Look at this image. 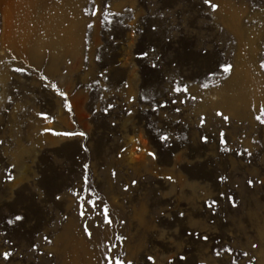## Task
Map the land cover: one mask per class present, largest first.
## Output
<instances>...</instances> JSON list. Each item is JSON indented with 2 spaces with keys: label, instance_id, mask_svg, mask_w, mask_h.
Returning a JSON list of instances; mask_svg holds the SVG:
<instances>
[{
  "label": "rangeland",
  "instance_id": "obj_1",
  "mask_svg": "<svg viewBox=\"0 0 264 264\" xmlns=\"http://www.w3.org/2000/svg\"><path fill=\"white\" fill-rule=\"evenodd\" d=\"M212 2L0 0V252L12 253L0 264H264V0ZM178 81L188 92L169 91ZM73 193L102 201L111 223L81 217ZM16 213L23 224L7 225Z\"/></svg>",
  "mask_w": 264,
  "mask_h": 264
},
{
  "label": "snow or ice",
  "instance_id": "obj_2",
  "mask_svg": "<svg viewBox=\"0 0 264 264\" xmlns=\"http://www.w3.org/2000/svg\"><path fill=\"white\" fill-rule=\"evenodd\" d=\"M203 5L206 6L207 8H209V9H211V11L213 13L216 12V10L220 7V5L218 3H213L212 0H203ZM109 7H110V5H108L107 3H104L103 4V8L104 9H107ZM129 11H132V9H129ZM97 14H101V15L103 14L100 5H97L95 7V10L92 13V15H97ZM89 26H91V25H89ZM153 31H156L155 25L153 26ZM150 51L156 52V48L153 47V48L150 49ZM139 55L142 58L143 57H147L148 56V52L141 51L139 53ZM163 56H164V52L162 50L161 53H160V55H158L156 57L157 63H159L160 61H162ZM210 56H211V54L208 52V49L205 48L204 49V55L203 56H201L199 54V52H198L194 56L193 59H194V61L195 60H208L210 58ZM97 59H99V57H97ZM69 63H71V61H69ZM157 63L151 64V66H150L151 69H156L157 68ZM219 67H220V69L224 73H229L231 71V67L232 66L230 64H223V63H221L219 65ZM260 67L261 68H264V61L261 62ZM14 71L23 73V72L26 71V69L23 68V67H20V68H16ZM100 75L102 77H104L105 79H107V76H106V73L105 72H101ZM188 79H190V77ZM181 84H182V81H178L176 84H174L173 86H171L169 88V91L170 92H173V93H186V92H188L189 89H188L187 85L184 84L183 86H181ZM51 87H52L53 90H57V85L55 83H52L51 84ZM125 87H128L127 83H125ZM203 87L207 88L208 85H203ZM57 94L59 96L65 98V106H67V103H68L67 102V99H66L67 98V93H65V92H59L58 91ZM140 98L141 99H147L144 96H141ZM132 99H135V98L134 97H129V101H131ZM176 102L177 101H175V100L172 101V103H176ZM156 104H157L158 107H163V106H165L166 102H165V104H161L159 101H157ZM113 107H115V105L108 104L107 107L104 109V111L107 113ZM126 111H127V114L128 115H132L131 108L127 109ZM153 111H155V109H153ZM177 111H179V109H177ZM37 115L40 116L41 118H47V113H44V112H38ZM216 115L217 116H220L221 113L219 111H217L216 112ZM224 119L227 120L228 117L227 116H224ZM254 119L257 120L260 124L264 125V109H261L260 114L259 115H256L254 117ZM113 123H115V121H113ZM203 123H204V120L202 119L201 120V124H203ZM45 131H51V129H45ZM52 134L53 135H56V136H80V137H84V136L87 135V133H85V132H79V133H76V132H63V133L53 132ZM168 139H169V137H167L166 135H161L159 137V140H161V141H166ZM202 139H206V137H202ZM223 142L224 141L222 140L221 143H223ZM0 143H2V142H0ZM139 150L140 149L137 148V151H139ZM120 151L121 152H124V151H126V149H123L122 148ZM245 151L247 152L248 150L245 149ZM248 154L251 155L250 152ZM147 155L150 156V157H152L153 159H157V153H155V152H148ZM15 167L16 166L14 164H11V165H8L5 168L4 178H5V180L7 182H11V181H13L15 179V177L12 174V171H11V169H14ZM82 167L86 170V169L89 168V165L88 164H83ZM116 175H117L116 171L113 170L112 171V176L115 178ZM167 179L168 180H172L173 178L171 176H169V177H167ZM218 179L224 180L225 177H219ZM138 183H139L138 180L131 179L129 183L124 184V191H128L130 185L131 186H136V185H138ZM255 183H262V181L257 180V181H255ZM253 184H254V181L252 179L247 180V185L250 188L253 186ZM48 194H49L48 189H44V191L40 193V199H43ZM50 194L53 197V199L56 200V201H59L61 199L60 195L58 194V190H52ZM73 195L78 197V199H77V207L80 209L79 215L81 217L86 216V212L84 211V209L87 208L88 210H95V211H97L99 213V215H101L103 217L105 224L111 223V219H110L108 207L106 205H103V202L102 201L100 202L101 206L99 208H96L97 201L92 200L91 198L85 199V197L84 196H80L79 193H73ZM91 195L92 194L89 193V196H91ZM221 195L223 196L224 194L221 193ZM225 198L231 203V206L233 208H235V207L238 206L236 204L235 198L233 196L228 195ZM204 203H205L206 207H208V208H212V207H214V206L217 205V201L215 199H213L210 203L208 201H205ZM161 215H163V213H161ZM178 215L181 216V217H183L185 214H184V212H179ZM25 219H26V217H25L24 214H22V213H16V214H13L10 218L6 219L5 223L7 225H9V226H11L13 224H15L16 226H20V225L23 224V222L25 221ZM65 219H66V217H65ZM121 222L123 223L124 221H121ZM83 233L86 236H88L89 238L92 235V232L89 230L88 226H86V225L83 226ZM202 238L204 240H207L208 237L207 236H203ZM43 239H44V241L46 243H51V241H50V239H49V237L47 235H45L43 237ZM117 239H124V238L123 237H118ZM5 243H8V241H5ZM251 246L253 248H256L257 247L256 244H252ZM31 248H32V250H36L38 248V245H36L35 243H33L31 245ZM224 251L225 252H230L231 249L230 248H225ZM215 254L217 256H219L220 255V252L217 251ZM48 255L51 256L52 253L49 252ZM244 255L247 256V253H244ZM0 256L3 257V260L4 261H8L9 258L12 256V253L10 251H3V252H0ZM105 259L107 260V259H109V257H105ZM185 260H186V257L184 255H180L178 261L176 262V264H179V262L185 261ZM116 264H125V261L122 260V259H120V258H117L116 259ZM126 264H133V261L128 260L126 262ZM144 264H155V257L152 256V255H148L146 257L145 261H144ZM167 264H173V260L172 259H169L168 262H167Z\"/></svg>",
  "mask_w": 264,
  "mask_h": 264
}]
</instances>
